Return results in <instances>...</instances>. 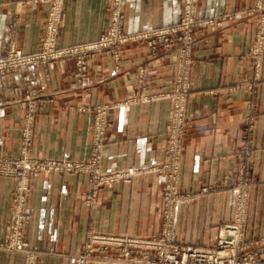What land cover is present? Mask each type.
<instances>
[{
    "label": "crops",
    "instance_id": "crops-1",
    "mask_svg": "<svg viewBox=\"0 0 264 264\" xmlns=\"http://www.w3.org/2000/svg\"><path fill=\"white\" fill-rule=\"evenodd\" d=\"M108 1L64 0L56 46L96 40L108 23ZM255 3L197 0V17L230 19L195 36L178 175V190L193 198L176 207L173 226L174 238L181 244H213L218 228L231 219L234 198L227 184L237 179L242 164L250 174L245 235L264 238V43L257 79L251 67L254 30L264 14V0L261 11L254 10ZM181 9L182 0H124L122 30L137 33L175 24ZM46 10L44 4L28 0H0V53L9 40L24 54L36 52ZM176 55L160 50L151 58L143 42L130 43L120 49L117 64L107 54L92 56L81 86L72 78L71 59L0 77V155L17 156L22 117L34 105L29 153L86 160L91 108L106 105L110 109L100 168L109 171L162 161L169 102L127 100L140 87L142 95L168 90ZM250 114L254 123L247 134L245 119ZM244 144L247 160L241 156ZM160 188L157 175L143 173L130 183L99 189L88 205L84 175L36 173L28 179L25 239L40 254L39 264H75L73 257L88 232L153 236L159 230ZM202 188L209 191L199 193ZM12 194V180L0 177V245L7 237ZM25 259L0 248V264H25Z\"/></svg>",
    "mask_w": 264,
    "mask_h": 264
},
{
    "label": "built area",
    "instance_id": "built-area-1",
    "mask_svg": "<svg viewBox=\"0 0 264 264\" xmlns=\"http://www.w3.org/2000/svg\"><path fill=\"white\" fill-rule=\"evenodd\" d=\"M44 4L47 10L42 19V34L36 52L24 54L11 40L0 53V77L11 76L18 70L46 67L54 61L71 59L74 62L72 78L81 86L87 73L88 60L94 55L107 54L117 64L120 49L130 43L143 42L152 58L158 51H175L176 61L171 87L155 94L132 95L127 102L167 100L169 102L165 158L148 166H132L105 171L100 168L101 150L106 142L108 128L107 112L110 107L99 105L91 108V143L86 160L71 161L32 156L29 153L34 105L27 108L19 128L17 156L0 155V177L13 182V194L9 206L7 237L0 248L18 252L25 256V264H39L40 254L32 251L25 239L26 198L28 179L40 172L84 175L86 178V203L94 202L99 189L119 183H130L137 175H157L161 188L158 196L159 230L149 237L101 234L88 232L78 253L75 264H264V238L249 239L245 235L246 199L250 186L249 169L242 164L238 177L227 184L236 201L228 223L218 228L209 247H199L176 242L173 235L176 207L193 198L191 193L178 191V175L181 166L182 141L186 126V102L190 96V67L192 51L196 46L197 31L206 27H221L230 16L200 18L196 16L197 0H182L179 20L172 25L156 26L137 33L122 30L121 7L124 0H109L108 23L99 37L91 42L57 47L55 40L64 0H28ZM261 0H256L254 10L261 11ZM251 14V12H249ZM264 43V14H260L255 25L251 67L253 78L260 72ZM248 84V83H245ZM247 88H250L247 86ZM126 102V101H125ZM30 104H32L30 102ZM254 123L250 114L245 119L247 134ZM241 156L247 160L246 144ZM208 188H202L204 194Z\"/></svg>",
    "mask_w": 264,
    "mask_h": 264
},
{
    "label": "rangeland",
    "instance_id": "rangeland-1",
    "mask_svg": "<svg viewBox=\"0 0 264 264\" xmlns=\"http://www.w3.org/2000/svg\"><path fill=\"white\" fill-rule=\"evenodd\" d=\"M88 157H89V156H88ZM88 157H87V158H88ZM229 190H230V189H229ZM178 191H179V190H178ZM208 191H209V189H208ZM208 191H207V192H208ZM179 192H180V191H179ZM207 192H206V193H207ZM180 193H181V192H180ZM199 193H200V190H199ZM230 193H231V191H230ZM231 195H232V193H231ZM86 196H87V195H86ZM232 196H233V195H232ZM235 203H236V201L233 200V202H232V211H233V209H234V205H235ZM174 221H175V220H174ZM216 234H217V233H216ZM215 236H216V235H215Z\"/></svg>",
    "mask_w": 264,
    "mask_h": 264
}]
</instances>
